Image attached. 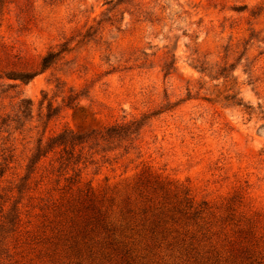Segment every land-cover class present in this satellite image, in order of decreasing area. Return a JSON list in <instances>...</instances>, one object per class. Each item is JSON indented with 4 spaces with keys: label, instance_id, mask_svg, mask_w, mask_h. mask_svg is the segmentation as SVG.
Segmentation results:
<instances>
[{
    "label": "rangeland",
    "instance_id": "obj_1",
    "mask_svg": "<svg viewBox=\"0 0 264 264\" xmlns=\"http://www.w3.org/2000/svg\"><path fill=\"white\" fill-rule=\"evenodd\" d=\"M68 40L29 82L0 85V117L33 103L26 131L13 133L19 153L47 122L45 137L140 120L128 157L86 179L124 183L148 165L198 198L248 187L264 207V0H0V59L36 66ZM49 103L59 112L47 121Z\"/></svg>",
    "mask_w": 264,
    "mask_h": 264
},
{
    "label": "trees",
    "instance_id": "obj_2",
    "mask_svg": "<svg viewBox=\"0 0 264 264\" xmlns=\"http://www.w3.org/2000/svg\"><path fill=\"white\" fill-rule=\"evenodd\" d=\"M70 44L51 48L32 67L0 59V79L29 82ZM48 111L47 121L59 108L49 103ZM32 118L28 98L0 117V132H9L0 149V264H264V207L248 187L211 201L148 165L124 183L106 177L95 185L87 171L128 157L141 121L45 137L47 122L35 146L19 153L13 133L26 131Z\"/></svg>",
    "mask_w": 264,
    "mask_h": 264
}]
</instances>
